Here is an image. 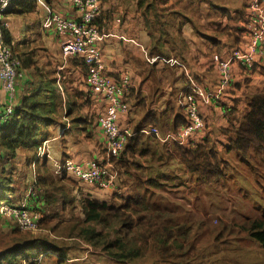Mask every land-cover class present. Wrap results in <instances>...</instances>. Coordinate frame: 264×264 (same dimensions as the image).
Listing matches in <instances>:
<instances>
[{"label":"crops","instance_id":"0c3cea01","mask_svg":"<svg viewBox=\"0 0 264 264\" xmlns=\"http://www.w3.org/2000/svg\"><path fill=\"white\" fill-rule=\"evenodd\" d=\"M252 1L144 0L140 4L139 0H102L103 10L97 24L103 32L101 47L107 72L117 78L126 71L133 77V86L128 93V101L132 107L121 117L123 127L135 131L136 134L141 128L151 124L158 126L161 134L176 129L182 124L175 128V119L183 113L179 108V98L193 87V90L204 92L199 104L207 122L206 128L198 135V143L210 139L218 151L224 145H229L228 137L222 131L228 125V109L235 105L238 98H243L246 92L261 90L264 74L234 60L232 63L234 81L229 88L221 91L218 63L214 56L221 54L228 57L234 48L244 45L247 40L245 13ZM55 12L68 18H79L80 15L72 0H25L24 3L21 0L15 2L14 8L9 11L7 29L11 34L10 44L16 48L24 65L18 79L16 96H12L5 89L0 79V109L6 103L20 106L24 96L35 88L43 77L57 78L58 91L65 96V106L61 116L46 128L48 132L46 139H50L51 153L58 159H72L76 163L91 158L105 159L104 132L95 121L98 113L104 110V98L92 94L90 101L82 106L86 123L74 122L73 116H69L66 111L70 106V103L66 105V100L72 98V90L78 88L87 95L90 93L82 80L83 70L75 61L76 58L71 56L64 59L61 55L65 38L57 32L51 22V16ZM2 41L0 33V42ZM153 57L159 58L152 61ZM162 58H173L178 60V63L173 65ZM63 59L67 61L63 62ZM160 60L162 61L159 62ZM262 60L261 63H264V58ZM243 105L241 102L240 109L245 107ZM142 134L144 141L140 148L146 147L149 154L142 158H145L149 165L138 160L140 154L137 155L140 168L134 166L129 172L116 162L117 168L126 178L124 180L126 195L135 191L134 174L137 173H141L145 180L155 177L167 184L170 189H178L175 188L177 182L170 181L169 174L186 175L189 171L184 164L183 171L173 166L175 161L171 158L169 150L175 145L169 146L161 137L154 134ZM162 147L167 151L163 160H159L160 152H164ZM23 151L28 163L22 165L28 179L24 186L26 190L20 196L25 198L34 182L30 163V158L34 155L33 150ZM5 154L0 151V158ZM45 164L46 161L42 166L41 162L38 163L41 175L48 174V167ZM48 164H51L52 167L49 168L53 169L52 162L48 161ZM149 170L153 171V174H147ZM65 176L73 181L59 185L66 189L68 184H74V187L70 188V192L74 194L73 203L58 193L54 204H49L46 198L41 196L45 194L44 190L47 191L45 186L42 193L38 189V196L30 201L41 208L43 217H47L48 223L53 225L51 228L47 227L51 231L56 230L55 225L67 215L71 205L81 207L86 199L111 202V198L112 200L117 198L113 195V192H116L113 187L101 190L81 180L72 172ZM117 182L120 183V180ZM9 186L13 190L7 195L14 199L19 190L13 184ZM90 186L92 188L88 189ZM80 217L84 218V209ZM46 231L52 234L48 229ZM74 236L75 234L61 237L73 241ZM88 245L92 246L90 243ZM89 249L95 251L93 248ZM89 249L71 243L67 245V249H61L66 252L62 258L57 260L55 257L49 258V254L44 252L37 264H61V260L64 259L69 264H129L114 260L101 247L87 254Z\"/></svg>","mask_w":264,"mask_h":264},{"label":"trees","instance_id":"16d2710c","mask_svg":"<svg viewBox=\"0 0 264 264\" xmlns=\"http://www.w3.org/2000/svg\"><path fill=\"white\" fill-rule=\"evenodd\" d=\"M18 1L21 2V0H16L17 3ZM22 1L25 2V0ZM143 2L144 0H139L140 4ZM14 5L15 3L10 10L14 8ZM98 18L95 20L96 23ZM3 41L11 43V34L7 28H4ZM14 49L17 53L16 48ZM73 58H76L75 61L83 70L84 78L82 80L88 88L89 66L82 57L73 56ZM253 68L264 74L263 62H257ZM193 89L192 87L184 94L194 92ZM89 93L90 95H87L85 91L76 88V90H72V98L66 100V105L70 103L66 111L69 116H73L76 123L82 121L86 123L82 106L93 97L91 90ZM64 98L63 93L58 91L57 78L43 77L35 88L24 96L21 105L16 107L12 116L0 124V146L3 149L0 151L7 153L8 157L14 156L20 148L36 151L41 143L48 138L47 126L58 119L61 116V111H64ZM241 102L245 105L243 109H240ZM179 108L183 113L175 119V128L180 123L188 122L186 111L181 106ZM103 112L104 110L98 113L95 120L97 125L99 116ZM88 119L89 117H87ZM222 131L229 140L227 151L238 152L254 167L264 166V84L259 91L246 92L243 98H238L235 105L228 109V125ZM143 141L144 135L141 132L130 136L123 155L114 158L113 161L121 162L120 165H123L127 172L134 166L140 167L137 155H149L146 147L140 148ZM174 147L178 160L184 163L194 177L196 185L220 183L227 176L226 163L223 164L219 151L210 139L190 147L178 144ZM169 153L171 154V150ZM30 163L32 164V159ZM45 166L48 167V174L41 175L40 170L38 171L36 187L40 193L46 187L47 191L44 190L45 194L41 196L46 198L45 200L49 204H54L58 193H61L62 196L68 193L65 192L64 186L62 188L59 185L65 180L66 174L57 178L53 169L49 168L47 161ZM134 175L135 191L128 195L117 193L118 195L124 194L126 197L122 202L111 203L99 199L83 201L84 218L78 225V235L95 247H101L114 260L129 264H140L143 262L141 260L146 258H150L148 264H190L198 259L200 248L194 239L197 228L203 226L204 233H208V235H213L216 229L209 228L203 220L182 221L179 211L170 206L171 201H166L165 195L173 191L167 184L155 177L145 180L141 174ZM5 177L1 184L0 203L4 201L3 198L8 197L7 193L13 190L10 186L8 189L3 187V184L10 180ZM159 187L166 189L165 195L159 190ZM46 219L47 217H43L42 221H47ZM236 223L224 224L222 222L220 227L223 229L217 235V239L226 231L231 232L229 226H238L237 228H240L241 231L245 230L264 249V209L260 215H254L239 224ZM99 225L103 227L102 230L99 229ZM22 231L20 228L12 230L10 242L0 250V264H23L24 262L37 264L45 251L49 253L53 249H62L56 241L42 235L34 237L27 235L31 237L29 238Z\"/></svg>","mask_w":264,"mask_h":264},{"label":"built area","instance_id":"2783aa9c","mask_svg":"<svg viewBox=\"0 0 264 264\" xmlns=\"http://www.w3.org/2000/svg\"><path fill=\"white\" fill-rule=\"evenodd\" d=\"M80 11L79 18H68L54 13L51 22L58 33L64 36L61 53L64 59L71 56H80L89 66L88 89L94 95H100L105 100L104 112L98 119V126L105 136L106 158H91L85 162L76 163L72 159H58L50 151V139H45L32 160L34 182L28 189L25 198L18 200L8 198L9 201L0 203V213L14 220L21 230L41 231L42 210L30 201L38 196L36 167L44 158L51 161L54 172L60 175L70 172L76 174L81 180L96 183L103 188H119V172L115 167L114 158L123 155L130 136L135 131L123 127L121 117L131 107L128 93L133 86V77L129 72H123L119 78L107 72L101 42L103 32L95 20L102 13V0H72ZM16 0H0V33L3 37L4 28L9 26L8 14ZM245 33L247 40L243 46L234 48L224 57L215 54L218 63L220 90L229 88L234 81L232 63L237 60L248 67H254L257 57H264V0H253L245 13ZM159 57H153L156 61ZM171 64H177L173 58H162ZM23 60L16 53L11 44L0 42V79L12 96L17 95L18 79L21 76ZM60 80V79H59ZM58 80V82H59ZM204 92L195 90L192 93L182 94L179 105L184 108L188 122L180 124L176 129L161 134L156 125L141 128L140 132L154 134L170 145L190 147L198 144V135L206 128L207 122L200 110V98ZM14 103H6L0 109V124L6 122L14 113ZM162 135V136H161ZM23 264H27L24 262Z\"/></svg>","mask_w":264,"mask_h":264},{"label":"rangeland","instance_id":"374dc122","mask_svg":"<svg viewBox=\"0 0 264 264\" xmlns=\"http://www.w3.org/2000/svg\"><path fill=\"white\" fill-rule=\"evenodd\" d=\"M66 61L67 60L63 59V62ZM161 61L162 60L159 62ZM261 61L263 60L259 54L257 57V62ZM227 146L228 145H224L222 149L219 150V156L222 158L223 164L226 163L227 168V176H225L220 183H202L200 186L196 185L194 177L190 172H188L186 175L180 174L178 176H172L169 174L170 181L177 182L175 188H178H171V190H173L171 191L172 193L165 195L166 189L159 187V190L164 193L163 195L166 196V201H171L170 206H173V209L179 211L182 221L194 222L196 220H203L209 226V228L214 227L216 229L213 235H208V233H204L205 228L203 226H199L197 228V231L194 234V239L197 246L200 248V256L190 264H264L263 247L259 242L250 237L245 230L241 231L240 228H237L238 226H229L228 228H231V232L226 231L224 235L217 239V235L220 234L219 232H221L223 229V227H220L222 222L224 224H229V222H237L236 224H239L240 222L247 220L249 217L260 215L264 209V166L254 167V165L244 160L238 152L232 150L227 151ZM39 147L36 149V151L33 150L32 154L34 156H31L30 159H34ZM174 148L171 150L170 154L171 158H173L175 161V165L173 166H177V168L183 171L184 163H181L178 160V157L174 152ZM26 149L20 148V151H17V154H15L16 156L14 155V159L13 156L8 157V155H6L7 153L5 156L0 158V191L4 176H6L8 179L10 178V180H7V183L3 184V187L8 189L9 184H13L15 187H17V190H19L17 192H19V194H16L17 196L14 197V200H18L21 197L20 194L26 190L24 186L27 183L28 176L24 171L25 167L22 165H27L28 163L27 156L23 151H26ZM0 150H3L1 146ZM162 150L164 152H160L159 160H163L165 152L167 151L165 147H162ZM139 156L141 157H136L138 160L141 162H146V165H149V162L145 158H142L144 156ZM44 162L45 159L43 158L41 160V166L44 164ZM157 163H159V161H157ZM49 166L52 167L51 164H49ZM115 167H118L116 163ZM116 169L120 175V190L119 188H114L116 192L114 191L113 195H115L117 198L115 200H112L111 198V203L122 202L123 198H126L124 194L127 193L126 187L124 186V180H126L124 177L125 175H122V172L119 170V168ZM36 171L38 173V166L36 167ZM149 173L153 174V171L149 170L147 174ZM54 174L57 176V178L60 176V174L55 172ZM122 178L124 179L122 180ZM34 179L35 178L33 177V180ZM70 181H73V179L66 177V179L61 183ZM91 184L101 190L105 189L96 183ZM71 187H74V184L70 183L65 187V192L68 193L66 195L63 194V196L67 201L73 203L74 194L70 192ZM91 188V186L88 187V189ZM119 192L124 194L118 195L117 193ZM8 196L11 197V195ZM109 197L110 195L108 198ZM3 200L9 201L10 199L6 196L3 198ZM82 209L83 206L73 207V205H71L69 208L70 211L66 213L67 215H64L62 217V221L59 220L61 222H58L57 225H55L57 227L55 231H51L49 228H47L48 226L51 228L53 225L49 224L48 221H44L41 223V231L23 230L22 232H24L23 234H26L25 236L29 235L34 237L37 235H42L43 237H47L48 239L56 241L58 244H60L62 249H67V245L74 243L77 246H83L84 248L88 249L93 248L96 251V249L99 247H95L94 245L89 246V242L85 238H82L80 235H78V225L83 219L80 217ZM78 210H80L79 214ZM98 227L101 230L103 228L101 225ZM14 228L18 229L14 220L0 213V250L2 247L7 246L10 242L12 230ZM47 229L51 231L52 234L47 232ZM72 234H75V236L72 237L73 241L61 237L62 235L71 236ZM95 251L89 249L87 254ZM65 253L66 252L62 250L53 249L50 250L48 254L50 256L49 258L55 257L57 260V258H62ZM45 254H47L46 251ZM141 261H143V264H148L150 258L142 259ZM61 264L69 263L64 259L61 260Z\"/></svg>","mask_w":264,"mask_h":264}]
</instances>
